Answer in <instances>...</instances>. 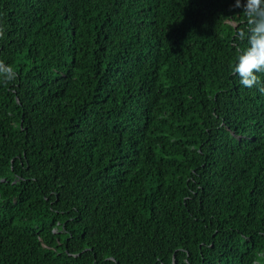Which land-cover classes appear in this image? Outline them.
Wrapping results in <instances>:
<instances>
[{
  "label": "trees",
  "instance_id": "obj_1",
  "mask_svg": "<svg viewBox=\"0 0 264 264\" xmlns=\"http://www.w3.org/2000/svg\"><path fill=\"white\" fill-rule=\"evenodd\" d=\"M234 4L0 0V264H264Z\"/></svg>",
  "mask_w": 264,
  "mask_h": 264
},
{
  "label": "clouds",
  "instance_id": "obj_2",
  "mask_svg": "<svg viewBox=\"0 0 264 264\" xmlns=\"http://www.w3.org/2000/svg\"><path fill=\"white\" fill-rule=\"evenodd\" d=\"M233 7L244 10L249 27L247 34H240L247 43L237 50L231 71L242 86L251 89L260 84L258 74L264 73V0H235ZM16 77L14 67L0 60V83L12 82Z\"/></svg>",
  "mask_w": 264,
  "mask_h": 264
}]
</instances>
